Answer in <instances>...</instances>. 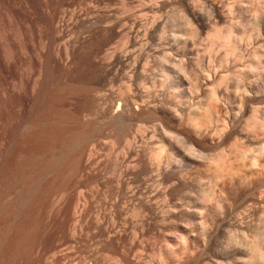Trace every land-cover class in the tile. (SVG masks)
<instances>
[{
	"label": "rangeland",
	"instance_id": "obj_1",
	"mask_svg": "<svg viewBox=\"0 0 264 264\" xmlns=\"http://www.w3.org/2000/svg\"><path fill=\"white\" fill-rule=\"evenodd\" d=\"M24 1L0 0V26L5 28L4 35L2 34L3 39L0 38V264H148L149 262V264H248V262L255 264L259 262L250 261L253 256L242 248L248 242V238L249 241L252 240L250 236H255V232L256 235H260L258 240L263 245L264 225L262 227V223L259 222L262 228L256 226L258 220L263 221L260 213L240 216L234 213L232 217L230 215L233 213H225L227 216L222 217H226L225 220L229 218L231 221L237 218L246 222L249 219L248 222L250 221L251 227L254 228L246 230V235L235 232L241 248L239 245V248L234 249L235 251L232 250L233 252H221V250L213 252V249H206L205 255L203 251L195 254V243L191 245L194 251H183L180 239L170 234L168 226L162 223V213L159 209L164 200L162 195L164 185L162 176L159 175L164 166L162 164L165 163V152L162 150L164 145H161L164 144L165 135L162 137L164 126L158 112L163 99L162 80H164L162 79L164 72H162L161 45L164 43L165 36L170 34L168 31L165 32L164 23L170 16H177L175 21L181 23L182 18L179 16L180 20L178 15L179 11H185V5H178V2L172 0V2L169 1L171 3L165 0H139L140 2L138 0H52V10H48L45 3H51V1L36 0L41 14L35 15L22 7ZM70 1L72 5L67 10H77L78 15H82H80L82 21H75V19L69 21L66 18H63L64 21H59L57 18V15L59 16L60 12L67 7L65 4ZM187 1L194 4V12L198 21L201 22L194 19V28H197L194 29L196 32H194V39L188 38L184 34V29L180 28L177 31L178 27L173 28L172 33L179 34L178 38L182 34L179 39L186 43V48L194 46L196 50L194 52L198 55L199 52L202 53L199 59L201 57L204 59L198 61L203 66L199 64L194 66L195 73L187 69L192 80L200 76L197 87L200 90L197 89L198 92L195 90L197 93L193 94L194 102L208 103L206 101L210 91L207 90L211 87L206 88V85H202L205 75L207 77L209 74L230 73L225 84L220 85V102H210L209 98V103L218 105L217 111L222 113V117L227 121L226 124H229L228 127L231 126L229 117L237 116L236 124H238L249 116L253 107L258 109V114L262 117L264 115V71L249 72L252 84L250 83L251 88L248 91L251 94L248 93L247 96L243 93L248 89L247 83L239 81L237 74H240V70L248 72V67L253 61V52L259 50L258 52L261 51L264 55V30L259 32L257 29L259 25H261L260 29L261 27L264 29V16H262L264 0ZM13 5L20 12L17 41L14 36L15 23L8 16ZM216 10L219 11V15ZM151 15H157V19ZM92 16L98 21L94 22L96 26L92 22L93 18L92 20L90 18ZM83 19L88 24L91 23V26H88L86 22L83 23ZM151 19L155 22H151ZM47 23L50 26H47ZM202 23L207 27L201 28ZM230 30L236 36L235 42L240 43H236V54L232 51V45L230 47L228 44H222L210 36L215 31H222L219 32L220 35L226 36L228 32H231ZM129 41H135L134 48L130 49L136 48V52L132 50V55L136 53L138 57L135 54L133 57L135 59L131 57L130 60L125 61L121 57L119 62L115 59V54H124ZM190 47L188 49H191ZM141 48L145 52L140 51L143 50ZM204 51L209 52V55H204L206 53ZM224 54L228 57H226L227 63L224 62L222 66L218 59ZM263 61L264 58L261 60V65L264 66ZM133 62H137L138 65H134ZM231 87L235 89L232 90ZM148 88L152 91L148 92ZM154 129L157 132H154ZM256 132H251L254 146L264 141L263 133ZM230 142L231 140L225 141V150L229 149ZM153 146L162 147V149L158 148L159 160L149 165L151 164L149 153L154 151ZM157 148L155 151H158ZM219 149L222 152L221 146H206L203 150L204 160L210 159L212 151V156L219 155L221 153ZM218 152L220 153L217 154ZM232 158L233 156L230 159ZM158 164L162 166L159 167L160 170L157 168ZM200 167L195 169L197 171L191 169L187 173L188 183L186 182L185 186L172 190V195L174 194L173 196L179 202L178 205L181 206H178L180 212L171 217L172 223L175 221L176 224L190 226V229L192 228V224H188L192 220L190 214L195 215L194 209L198 206L196 200L200 197L201 188L210 189V184H213L212 180H214L211 177L214 176L212 172H204ZM218 185L220 186L219 183ZM129 188L133 190L129 191ZM148 199H151V202ZM147 200L155 204V207L158 206L157 209L146 206ZM213 202L214 200L211 201L212 206L210 202L207 206L210 207L209 212L208 210L205 212L208 217L212 213L211 209H214ZM134 209L138 210V218L133 216ZM128 222L130 225L127 224ZM172 223H169L170 226L175 225ZM253 223H256L255 226ZM126 224L129 227H126ZM255 227L262 234L258 233ZM133 229L139 232L136 234L138 237L133 234ZM212 232L215 235L211 245H214V242L223 244L222 231L213 230ZM170 244L174 247L172 248ZM175 254L178 255L175 256ZM237 256L242 259L239 261L240 257ZM249 256L251 259H248Z\"/></svg>",
	"mask_w": 264,
	"mask_h": 264
},
{
	"label": "bare ground",
	"instance_id": "obj_2",
	"mask_svg": "<svg viewBox=\"0 0 264 264\" xmlns=\"http://www.w3.org/2000/svg\"><path fill=\"white\" fill-rule=\"evenodd\" d=\"M45 1V0H44ZM51 1V3H45L46 4V7L48 10H52L51 8V4H52V0H49ZM139 1V0H138ZM143 1V0H142ZM171 0H165V2H168V3H171L172 1L173 2H178V5L179 4H184L185 7V11H179V15L178 17L180 16L182 18V21L181 23H178L179 21H175V17L173 16H170L168 18V21L165 22L164 27L166 29L165 32L168 31V33L170 32L169 35H166L165 39H164V43L161 45V50H162V68H163V71L164 72V80H162L163 82V86H162V93H163V99H162V103L160 102V106H159V114L162 118L161 122H163V130L164 133L162 135V137L165 135V137L163 139V142L164 144L162 143L161 145L163 147H158L160 149H162L164 152H165V163H163L162 165L163 168H159L161 165L158 164V167L159 170L161 169V175L159 176H162V184L164 185V188H163V194L164 195V200H163V204L161 206V204H159V206H161V209L160 212L162 213V223L163 225L166 224V226H168L169 228V232L170 234H173V235H176L178 237V239H180V243H181V246H182V249L183 251H187V252H192L194 251V249L192 248V244L194 245L195 243V254L200 252V251H203L206 250V249H213V252H215L216 250H221V252H233L235 251L234 249H236L240 243H239V238L237 237L236 235V231L239 233H242V235H246V230H249L251 229V225L252 223L250 224L248 222V220H246V222L241 221V220H231L229 221V218H227V220H225L223 217V215H226L227 213H233L232 215H230L231 217L234 215V213L237 215V216H240V215H247V214H250V213H260L262 214V220H258V224L256 226H259L260 223H262V227L264 225V141H262L261 143L256 144L258 146H254L253 145V138H251V132H256V133H263V136H264V115H259L257 111L258 109H253L250 110V113H249V116L246 117L245 119H242V121L238 124H236V118L237 116H233V117H229V121L231 122V126H229V124L227 125V121H225V119L222 117V113L220 114L217 109H218V105L216 106L215 104H213L214 102H220L219 100V88H220V85H224L225 82L227 81V79H229L230 77V73L227 75H224V74H221V75H217V74H214V75H205V78L204 80H202V85H206L208 87H211V88H208V102L207 104H204L205 102L200 103H195L193 99L194 97V93L196 92L195 90H197L198 88V82L200 81V76L198 78V76L194 77V80H192L190 78V72L188 71H192L194 72V66L198 65V61H201V60H204L202 59H199L200 58V53L199 51V55L197 52H194L196 51L195 50V47L193 46L191 49H188L189 47L186 48V43L185 42H181V40L179 39L181 37V35L179 36L178 38V35L175 33H172L173 31V28H176L177 31L181 29H184V34L187 35L188 38H191V39H194V32L195 30L194 29H197V28H194V19H197L198 21V18H197V15L195 14L194 12V4H190L188 1L186 2V0H172L171 2H169ZM191 1V0H190ZM225 1V0H223ZM72 1L70 2H67L65 4V6H67L66 8H64V10H62L60 12V15L58 16L57 15V18L59 19V21L63 20V18H66L68 19L69 21L70 20H73L75 19V21H79L82 19V15H78V12L76 11H72L71 10H67V8L71 7ZM74 2V1H73ZM140 2V1H139ZM146 2V1H145ZM218 2V1H217ZM71 3V4H70ZM89 3V2H88ZM206 3V2H205ZM223 3V2H222ZM167 4V3H166ZM197 4V3H196ZM207 4V3H206ZM93 5V4H92ZM160 6V4H157ZM156 5V7H157ZM165 5V4H164ZM215 5V4H214ZM217 5V3H216ZM222 5V4H221ZM8 6V5H7ZM15 5L11 6V11H10V15H8L10 17V19L12 20V22L15 23V28H14V36H15V40L17 41L18 39V21L20 19V12L16 9V6L14 8ZM21 6V5H20ZM148 6V5H147ZM152 6V5H151ZM231 6V5H230ZM22 7L26 8L27 10H30L29 12H31L32 14H35V15H38V14H41V11L38 7V3L36 0H25ZM155 7V8H156ZM182 7V6H181ZM208 7V6H206ZM221 7V6H220ZM76 8V7H75ZM178 8V7H177ZM183 8V7H182ZM181 8V9H182ZM196 8V7H195ZM226 8V7H225ZM19 9V8H18ZM87 9V7H86ZM148 9V8H147ZM180 9V10H181ZM209 9V8H208ZM95 10V9H94ZM126 10V8H125ZM140 10V9H139ZM175 9H173L174 11ZM215 10V9H214ZM227 10V8H226ZM262 10V9H261ZM8 11V10H7ZM26 11V10H25ZM168 11V10H167ZM170 11V10H169ZM178 11V10H177ZM199 11V10H198ZM219 15V11L216 10ZM9 12V11H8ZM90 12V11H89ZM134 12V11H133ZM158 12V11H157ZM201 12V11H200ZM263 12V11H262ZM46 13V12H45ZM143 13V12H142ZM153 13V12H152ZM177 13V12H176ZM175 13V14H176ZM216 13V12H214ZM234 13V12H233ZM261 13V12H260ZM258 13V14H260ZM220 14H225V13H222L220 12ZM230 14V13H229ZM264 14V13H263ZM96 15V14H95ZM125 15V14H124ZM140 15V14H139ZM142 15V14H141ZM140 15V16H141ZM144 15H147V14H144ZM233 15V14H232ZM46 16V15H45ZM94 16V15H93ZM90 17L92 22H96L97 19H94V17ZM123 16V14H122ZM121 16V17H122ZM127 16V15H126ZM129 16V14H128ZM137 16V15H135ZM153 16V15H151ZM157 16V15H156ZM156 16H153L154 18H156ZM264 16V15H262ZM119 18H121L120 16H118ZM125 17V16H124ZM179 17V19H180ZM202 17V16H201ZM261 17V16H260ZM89 18V19H90ZM96 18V17H95ZM134 18V17H133ZM141 18V17H140ZM153 18V19H154ZM163 18V17H162ZM200 18V17H199ZM227 18V17H226ZM263 18V17H262ZM65 19V20H66ZM89 19L87 21H89ZM136 19V18H135ZM143 19V18H142ZM157 19V18H156ZM161 19V18H160ZM177 19V18H176ZM214 19V18H213ZM229 19V18H228ZM264 19V18H263ZM67 20V22H68ZM90 20V22H91ZM96 20V21H95ZM120 20V19H119ZM123 20V19H122ZM155 20V19H154ZM151 19V22L154 21ZM167 20V19H166ZM181 20V19H180ZM201 20V19H199ZM230 20V19H229ZM64 21V20H63ZM82 21V20H81ZM84 21V19H83ZM204 21V20H203ZM228 21V20H227ZM260 21V20H259ZM262 21V20H261ZM80 22V21H79ZM86 21H84L83 23H85ZM89 22V23H90ZM98 22V21H97ZM136 22V21H135ZM155 22V21H154ZM158 22H159V19H158ZM199 22V21H198ZM218 22V21H217ZM232 22V20H231ZM13 23V25H14ZM116 23V22H115ZM118 23V22H117ZM127 23V22H126ZM149 23V22H148ZM147 23V24H148ZM157 23V22H156ZM201 23V22H199ZM261 23V22H259ZM263 23V21H262ZM1 24V23H0ZM3 24V23H2ZM60 24V23H58ZM69 24V23H68ZM75 24V23H74ZM79 24V23H78ZM86 24L89 26L90 24H88L86 22ZM95 26L97 25L96 23H94ZM92 24V25H94ZM151 25H153L152 23H150ZM204 24L206 25V22H204ZM203 23L201 25V28H205L207 26H205ZM213 24V23H212ZM232 24V23H231ZM47 26H50L49 23L46 24ZM126 25V24H125ZM63 26V25H62ZM71 26H74V25H71ZM76 26V24H75ZM74 26V27H75ZM91 26V25H90ZM124 26V25H122ZM121 26V28H122ZM127 26V25H126ZM154 26V25H153ZM200 26V25H199ZM205 26V27H204ZM261 25L258 26V31L261 32L263 31V27H261V29L259 28ZM263 26V25H262ZM78 27V26H77ZM83 27V26H82ZM152 27V26H151ZM213 27V25H212ZM133 28V27H132ZM150 28V27H149ZM229 28V27H228ZM233 28V27H232ZM5 29V28H4ZM4 29L0 26V38L3 39V32H4ZM57 29V28H56ZM134 29V28H133ZM143 29V28H142ZM147 29V28H146ZM145 29V31H146ZM165 29H162V30H165ZM179 29V30H178ZM216 29V28H215ZM218 29V28H217ZM216 29V30H217ZM12 30V28H11ZM214 30V29H213ZM220 30V29H219ZM255 30V28H254ZM120 31V30H119ZM141 31V30H140ZM139 31V32H140ZM176 31V30H175ZM231 32H228L226 36H222L220 35L219 32H222V31H218L215 33H211L210 36L212 37V39L214 38V40L216 41H219L220 43L222 44H228L229 46L232 45V51L235 52L236 54V51H235V46H236V43H239V42H235L237 39H236V36H234L233 34V31L230 30ZM240 31V29H239ZM257 31V30H256ZM13 32V31H12ZM132 32V31H131ZM162 32V31H161ZM201 32V31H200ZM199 32V33H200ZM212 32V31H211ZM224 32V31H223ZM255 32V31H253ZM259 32L257 33L258 36L260 35ZM60 33V31H59ZM126 33V32H125ZM145 33V32H144ZM148 33V32H147ZM172 33V34H171ZM178 33V32H177ZM180 33V32H179ZM196 33V32H195ZM198 33V32H197ZM209 33V32H208ZM3 34V35H2ZM61 34V33H60ZM129 34V32H128ZM159 34V33H158ZM162 34V33H161ZM167 34V33H166ZM201 34V33H200ZM222 34V33H221ZM249 34V33H248ZM251 34V33H250ZM249 34V35H250ZM12 35V34H11ZM41 35V34H40ZM126 35V34H125ZM142 35V34H140ZM144 35V34H143ZM198 35V34H197ZM132 35H130L131 37ZM136 36V35H135ZM161 36V35H160ZM209 37V35H207ZM257 36V37H258ZM61 37V36H60ZM123 37V36H122ZM134 37V36H132ZM210 37V38H211ZM243 37V36H242ZM256 37V38H257ZM263 37V36H262ZM140 38V37H139ZM145 38V37H144ZM160 38V37H158ZM164 38V37H163ZM162 38V39H163ZM1 39V40H2ZM69 39V38H68ZM67 39V40H68ZM129 39H133V38H129ZM135 39V37H134ZM161 39V40H162ZM212 39H211V42H212ZM6 40V39H5ZM136 40V39H135ZM246 40V39H245ZM258 40V39H257ZM138 41V40H137ZM136 41V42H137ZM143 41V40H142ZM209 41V40H208ZM215 41V42H216ZM232 41H234L235 43H233ZM127 42V41H126ZM135 41H129V44L127 46V49L124 50V54L123 53H119V54H115V59H117L119 62L120 60L123 58L125 60L129 59L132 57L135 56L132 55L133 54V51L135 50V52L137 51V49L135 48L133 51L130 49L134 46V43ZM148 42V41H147ZM160 42V41H159ZM158 42V43H159ZM195 42V41H194ZM193 42V43H194ZM3 43V42H2ZM63 43V42H61ZM67 43V42H66ZM145 43V42H144ZM192 43V44H193ZM214 43V42H213ZM6 44V43H5ZM138 44V43H136ZM143 44V43H142ZM212 45V43H210ZM217 45V43H215ZM240 44V43H239ZM46 45V44H45ZM150 45V44H148ZM214 45V44H213ZM137 46V45H135ZM142 47V45H140ZM228 46V47H229ZM261 46V45H260ZM264 46V45H263ZM11 47V46H10ZM126 47V46H125ZM139 47V46H138ZM211 47V46H210ZM209 47V48H210ZM215 47V46H214ZM231 47V46H230ZM229 47V48H230ZM114 48V47H113ZM118 48V47H117ZM134 48V47H133ZM147 48V46H146ZM158 48V47H157ZM216 48V47H215ZM237 48H240V47H237ZM248 48V47H246ZM66 49V48H65ZM140 49V48H139ZM143 49V48H141ZM156 49V48H155ZM159 49V48H158ZM197 49V48H196ZM206 49V48H204ZM204 49H201V50H204ZM212 49V48H211ZM214 49V48H213ZM222 49V48H221ZM259 49V48H258ZM46 50V49H44ZM118 50V49H117ZM144 50V49H143ZM140 50L142 52H145V50ZM151 50V49H150ZM209 50V49H208ZM231 50V48H230ZM9 51V50H8ZM12 51V50H11ZM153 51V50H152ZM231 51V52H232ZM256 51V50H255ZM259 51V50H258ZM253 52L252 53V58H253V61L252 63L249 65L248 67V72H244L242 70H240V74H237V77L239 79V81L241 82H245L247 83V86L248 89H246L245 91H243V93L247 96V94L249 93L248 91H250V88H251V84L252 82H250V77H249V72L252 71V72H256L255 70L257 71H264V66L261 65V60L264 58V55L263 53H260L259 52ZM112 52V51H111ZM117 52V51H116ZM149 52V51H148ZM206 52V51H204ZM231 52H229L231 54ZM12 54V52H10ZM29 53V52H28ZM140 53V52H139ZM138 53V55H139ZM209 52H206L204 55L208 54ZM233 53V52H232ZM15 52H13V56ZM109 54V53H108ZM153 54V53H152ZM141 55V53H140ZM149 55V54H148ZM209 55V54H208ZM219 55V54H218ZM240 55V54H239ZM137 56V54H136ZM243 56V54L241 55V57ZM122 57V58H121ZM138 57V56H137ZM136 57V59H137ZM161 57V56H160ZM205 57V56H204ZM218 57V56H216ZM226 57H228V55H225L224 56H221L219 57V62H220V65L223 66V63L226 62ZM241 57H239V59L241 60ZM11 58V57H10ZM207 58V57H206ZM135 59V58H133ZM132 59V60H133ZM147 59V58H146ZM151 59V58H149ZM199 59V60H198ZM15 60V59H14ZM114 60V59H113ZM213 60V58H212ZM13 61V60H12ZM134 61V60H133ZM137 61V60H135ZM209 61H211L209 59ZM208 61V62H209ZM229 61V60H227ZM249 61V60H248ZM110 62V61H109ZM116 62V61H115ZM129 62V61H127ZM139 62V61H138ZM156 62V61H155ZM11 63V62H10ZM9 63V64H10ZM124 63V62H123ZM122 63V64H123ZM126 63V62H125ZM134 65L137 64V62H133ZM153 63V62H152ZM227 63V62H226ZM234 63V62H233ZM242 63V62H241ZM264 63V61H263ZM118 64V63H117ZM128 64V63H127ZM131 64V63H129ZM128 64V65H129ZM146 64V63H145ZM149 64V63H148ZM238 64V63H237ZM121 65V64H120ZM125 65V64H123ZM133 65V66H134ZM138 65V64H137ZM136 65V66H137ZM160 65V64H159ZM158 65V66H159ZM200 65V64H199ZM202 65V64H201ZM200 65V66H201ZM230 65V64H229ZM10 66V65H9ZM147 66V65H146ZM151 66V65H150ZM203 66V65H202ZM220 66V67H222ZM227 66V65H226ZM233 66V65H232ZM121 67V66H119ZM148 67V66H147ZM219 67V68H220ZM112 68V67H111ZM134 68V67H133ZM143 68V67H142ZM146 68V67H145ZM149 68V67H148ZM226 68V67H225ZM239 68V67H238ZM131 69V68H130ZM147 69V68H146ZM145 69V70H146ZM188 69V71H187ZM201 69V68H200ZM209 69V68H208ZM134 70V69H133ZM162 70V69H161ZM197 72H198V69H196ZM202 70V69H201ZM239 70V69H238ZM160 71V70H159ZM226 71V70H225ZM136 72V71H135ZM142 72V71H141ZM144 72V71H143ZM142 72V73H143ZM147 72V71H145ZM154 72V71H153ZM191 72V73H192ZM200 72V70H199ZM202 72V71H201ZM204 72V71H203ZM231 72V71H230ZM117 73V72H116ZM195 73V72H194ZM237 73V72H236ZM239 73V72H238ZM127 74V73H126ZM149 74V73H148ZM189 74V75H188ZM134 75V74H132ZM159 75V74H158ZM198 75V74H197ZM204 75V74H202ZM201 75V76H202ZM233 75V74H232ZM131 76V74H130ZM141 77V75H139ZM235 76V75H234ZM145 77V76H144ZM162 77V76H161ZM122 79V78H121ZM142 79V78H141ZM154 79V78H152ZM158 79V78H157ZM161 79V78H160ZM37 80V79H36ZM144 80V79H143ZM199 80V81H198ZM231 80V79H230ZM154 81V80H153ZM229 81V80H228ZM128 82V81H126ZM132 82V81H131ZM150 82V81H149ZM158 82V81H157ZM156 83V82H155ZM154 83V84H155ZM251 83V84H250ZM36 84V83H35ZM125 84V83H124ZM123 84V86H124ZM129 84V83H128ZM162 84V83H161ZM228 84V83H227ZM255 84V83H254ZM18 85V84H17ZM120 85V84H119ZM127 85V83H126ZM130 85V84H129ZM143 85V84H142ZM158 85V84H156ZM244 85V83H243ZM261 85V84H260ZM113 86V85H112ZM131 86V85H130ZM234 86V85H233ZM255 86V85H254ZM259 86V85H258ZM16 87V86H15ZM146 87V86H145ZM156 87V86H155ZM154 87V89H155ZM158 87V86H157ZM201 87V86H200ZM253 87V86H252ZM261 87V86H260ZM126 88H128L126 86ZM222 88V87H221ZM227 88H228V85H227ZM245 88V87H244ZM259 88V87H258ZM257 88V89H258ZM112 89V88H111ZM133 89V88H132ZM202 89V88H201ZM229 89V88H228ZM232 89V87H231ZM235 89V87L233 88ZM232 89V90H233ZM239 89V88H237ZM260 89V88H259ZM121 90V88H120ZM144 92H145V89H143ZM161 90V89H160ZM200 90V88L198 89ZM197 90V92H198ZM221 90V89H220ZM264 90V89H263ZM115 91V90H114ZM129 91V90H128ZM131 91V90H130ZM152 90H150V88H148V92H150ZM227 91V90H225ZM231 91V90H230ZM236 91V90H235ZM107 92V91H106ZM126 92V91H125ZM158 92V91H157ZM196 92V93H197ZM229 92V90H228ZM237 92V91H236ZM261 92V91H260ZM259 92V93H260ZM116 93V92H115ZM122 93V92H121ZM232 93V92H231ZM258 92H256L257 94ZM21 94V93H20ZM96 94V93H95ZM119 94V93H118ZM126 94V93H124ZM158 94V93H156ZM228 94V93H226ZM235 94V93H234ZM251 94V93H249ZM262 94H263V91H262ZM116 95V94H115ZM132 95V93L130 94ZM128 95V96H130ZM153 95V94H152ZM159 95V94H158ZM229 95V94H228ZM236 95V94H235ZM264 95V94H263ZM117 96V95H116ZM121 96V95H120ZM123 96V95H122ZM126 96V95H125ZM151 96V95H150ZM259 96V95H258ZM143 97V96H142ZM158 97V96H156ZM199 97V95L197 96ZM223 97V96H222ZM221 97V98H222ZM249 97V96H248ZM247 97V98H248ZM123 98L125 99V97L123 96ZM209 98L211 99L210 102H213V103H209ZM231 98V97H230ZM134 99V98H133ZM161 99V98H160ZM228 99V98H227ZM241 99V98H240ZM252 99V98H251ZM250 99V100H251ZM259 99V98H258ZM138 100V99H137ZM150 100V99H149ZM201 100V99H200ZM223 100V99H222ZM21 101V100H20ZM135 101V100H134ZM205 101V100H204ZM233 101V100H232ZM121 102V100H120ZM127 102V100H126ZM138 102V101H137ZM202 102V101H201ZM229 102V101H228ZM231 102V101H230ZM251 102V101H250ZM114 103V102H113ZM135 103V102H134ZM144 103V102H143ZM152 103V102H151ZM116 104V103H114ZM113 104V105H114ZM136 104V103H135ZM138 104V103H137ZM126 105V104H125ZM129 105V103H128ZM140 105V103H139ZM145 106V104H142ZM153 105V104H152ZM221 105V104H220ZM226 105V104H225ZM224 105V106H225ZM254 105V104H253ZM137 106V105H136ZM143 106V107H144ZM155 106V105H153ZM244 106V104L242 105ZM118 107V106H117ZM217 107V108H216ZM226 107V106H225ZM248 107V106H247ZM138 108V107H137ZM158 108V107H157ZM238 108V107H237ZM134 109V108H133ZM148 109V108H147ZM156 109V108H155ZM241 109V108H240ZM245 109V107H244ZM103 110V109H102ZM129 110V109H128ZM135 110V109H134ZM234 110V108H233ZM242 110V109H241ZM114 111V109H113ZM120 111V110H119ZM156 111V110H154ZM223 111V110H222ZM229 111V110H228ZM243 111V110H242ZM246 111V110H245ZM125 112V111H124ZM123 112V113H124ZM127 112V111H126ZM114 113V112H113ZM116 113V112H115ZM244 113V112H243ZM117 114V113H116ZM125 114V113H124ZM128 114V113H127ZM227 114V113H226ZM242 114V113H241ZM122 115V114H121ZM120 115V116H121ZM237 115V114H236ZM127 117V116H126ZM227 117V116H226ZM121 118V117H120ZM239 118V117H238ZM118 119V118H117ZM123 119V118H122ZM149 119V118H148ZM241 120V118H240ZM239 122V121H238ZM145 124V123H144ZM143 124V126H144ZM135 125V124H134ZM146 125V124H145ZM141 126V125H139ZM161 126V125H160ZM33 128V127H32ZM141 128V127H140ZM144 128V127H143ZM146 129H147V125H146ZM158 129V128H157ZM148 131V129H147ZM150 131V130H149ZM146 132V131H145ZM151 132V131H150ZM154 132H157L155 129H154ZM159 132V131H158ZM161 132V130H160ZM138 133V132H137ZM135 133V134H137ZM144 133V131H143ZM140 135V134H139ZM155 135V134H154ZM258 135V134H257ZM260 135V134H259ZM141 136V135H140ZM144 136V135H143ZM148 136V135H147ZM146 136V137H147ZM137 137V135H136ZM156 137V136H155ZM258 137V136H257ZM143 138V137H141ZM262 138V136H261ZM260 138V139H261ZM130 139V138H129ZM153 139V138H152ZM264 140V137L262 138ZM261 139V140H262ZM154 140V139H153ZM226 140H231V142L229 143V149L228 150H225L224 148V143ZM255 140V139H254ZM131 141V139H130ZM134 141V140H133ZM136 141V140H135ZM138 141V140H137ZM151 141V139H150ZM150 141H148L150 143ZM157 141V140H156ZM146 142H147V138H146ZM153 142V141H151ZM127 143H131V142H127ZM142 143V142H141ZM120 144V143H119ZM135 144V143H134ZM137 144V143H136ZM151 144V143H150ZM154 146L155 144L152 143ZM127 145V144H126ZM130 145V144H129ZM143 145V144H142ZM149 145V144H148ZM147 145V146H148ZM208 145H214V146H221V149H222V152L221 150L219 149V151L221 152H218L217 154L219 155H216V156H212L213 154V151H212V154L210 156V159L208 161L204 160L205 159V152L203 151L205 149L206 146ZM151 146V145H150ZM149 146V147H150ZM153 146V147H154ZM160 146V145H159ZM152 147V148H153ZM226 147V146H225ZM151 148V149H152ZM155 148L154 147V151H155ZM157 148V149H158ZM208 148V147H207ZM145 149V148H144ZM209 149V148H208ZM227 149V148H226ZM132 150V149H131ZM160 150V151H162ZM152 152L150 150V152L152 153H149L150 155V163L149 165H152V163L154 161H157L158 159V155H160V152H159V149L158 151H155V152ZM224 151V152H223ZM159 152V154H158ZM204 152V153H203ZM130 153V152H129ZM139 154V153H138ZM161 154H163L161 152ZM140 156V155H138ZM137 156V157H138ZM163 156V155H162ZM233 156L232 159H230L231 157ZM139 158V157H138ZM161 158V157H159ZM133 159V157H132ZM162 159V158H161ZM134 160V159H133ZM159 160V159H158ZM135 161V160H134ZM162 161V160H161ZM158 163V162H157ZM154 164V163H153ZM156 165V164H155ZM131 166V165H129ZM135 166V164L133 165ZM139 166V165H137ZM198 166H201L203 171L205 172H212L214 174V176H211L212 178H214V180H212V183L213 184H209L211 185V188L208 190H206L205 188H201L202 191L200 194V197L198 198L197 196H195V198L197 197V200H196V205L199 206H195V215H191V219L190 220V223H188L189 225L192 224V228L190 229L189 227L190 226H185V225H182V224H179V223H172V220H171V217H174L176 214H178L180 212V209L178 210V205L179 202L177 201V199L172 195V190L173 189H180L182 188L183 186H185L184 184L188 181H187V173L189 171H194L195 169H198ZM152 167V166H151ZM162 167V166H161ZM200 167V168H201ZM141 168V166H140ZM139 168V169H140ZM155 168V167H154ZM130 169V168H129ZM137 169V168H136ZM138 169V170H139ZM194 169V170H193ZM149 170V169H148ZM155 170V169H154ZM197 171V170H195ZM136 172V170L134 171ZM147 172V171H146ZM149 172V171H148ZM147 172V173H148ZM155 172V171H154ZM157 172L159 173V171L157 170ZM53 174V173H52ZM157 174V173H156ZM156 174H154L156 176ZM199 176V175H198ZM151 177V175H150ZM157 177V176H156ZM209 179V178H208ZM121 180V179H120ZM119 180V181H120ZM160 180V179H159ZM204 180V179H203ZM211 181V179H209ZM199 182H204V181H199ZM198 182V183H199ZM206 182H208L206 180ZM205 182V183H206ZM191 183V182H190ZM218 183L220 184V186L218 185ZM120 184V183H119ZM204 184V183H203ZM122 185V184H121ZM129 185V184H128ZM152 185V184H151ZM158 185V184H156ZM161 185V184H159ZM200 185V184H199ZM206 185V184H205ZM219 187H218V186ZM150 186V185H149ZM148 186V187H149ZM154 186V185H153ZM162 186V185H161ZM201 186V185H200ZM207 186V185H206ZM128 187V186H127ZM132 187V186H131ZM147 187V188H148ZM163 187V186H162ZM161 187V188H162ZM209 187V186H208ZM146 188V189H147ZM200 188V187H199ZM151 189V188H150ZM184 189V188H183ZM182 189V190H183ZM131 190H133L131 188ZM130 188H129V191H131ZM154 190V188H153ZM157 190V188H156ZM159 190V189H158ZM137 191V190H136ZM161 191V190H160ZM176 191V190H175ZM181 191V190H180ZM120 192V191H119ZM158 192V191H157ZM257 192V193H256ZM135 193V192H134ZM133 193V196L135 195ZM256 193V194H255ZM117 194V193H116ZM153 194V193H152ZM157 194V193H156ZM155 194V195H156ZM194 194V193H193ZM132 195V194H131ZM183 195V194H182ZM190 195V193H189ZM132 196V197H133ZM149 196V195H148ZM194 198V199H195ZM134 199V198H133ZM150 200L151 202V199H148ZM147 200V201H148ZM161 200V199H160ZM214 200V211L211 209V212L209 214V217L205 215V212L208 210H210V207H207L209 206V202L211 203V201ZM180 201V200H179ZM216 201V202H215ZM157 202V201H156ZM183 202V201H182ZM155 203V202H154ZM181 204V203H180ZM135 205V204H134ZM144 205V204H143ZM145 205L149 206V207H152L153 209H155V204H151L148 202L145 203ZM118 206V205H117ZM128 206V204H127ZM211 206H212V203H211ZM125 207V206H124ZM155 207V208H154ZM181 207V206H180ZM127 208V207H126ZM124 208V209H126ZM192 208V207H191ZM123 209V210H124ZM138 209V208H137ZM157 209V208H156ZM184 209V208H183ZM133 210V209H132ZM135 211V212H134ZM134 213H133V216L134 217H137L139 216V213L136 211V209H134ZM141 211H143L141 209ZM155 211V210H154ZM158 211V210H157ZM156 211V213H157ZM179 211V212H178ZM182 211V210H181ZM187 211V210H186ZM190 211V210H189ZM204 211V212H203ZM140 212V211H139ZM159 212V211H158ZM127 213V212H126ZM190 213V212H189ZM226 213V214H225ZM116 214V213H115ZM132 214V213H131ZM141 214V212H140ZM207 214V213H206ZM257 214V215H258ZM8 215V214H7ZM141 216V215H140ZM181 216V215H180ZM227 216V215H226ZM250 216V215H249ZM259 216V215H258ZM114 217V216H113ZM178 217V216H177ZM244 217V216H243ZM127 218V217H126ZM138 218V217H137ZM141 218V217H140ZM261 218V217H260ZM115 219V218H114ZM173 219V218H172ZM231 219V218H230ZM240 219V218H239ZM245 219V218H244ZM259 219V218H258ZM128 220V219H127ZM126 220V221H127ZM135 220V219H134ZM133 220V221H134ZM251 220V219H250ZM137 221V220H136ZM144 220H142L143 222ZM254 221V220H253ZM113 222V220H112ZM255 222V221H254ZM260 222V223H259ZM114 223V222H113ZM162 223L160 224V226L162 225ZM169 223H172V224H175V225H171ZM127 224L130 225V223L128 222ZM126 224V227H129V225L127 226ZM254 224V223H253ZM256 224V223H255ZM254 224V226H255ZM136 225V224H135ZM134 225V226H135ZM109 227V226H108ZM115 227V226H114ZM121 227V226H120ZM137 227V226H136ZM143 227V226H142ZM145 227V225H144ZM260 227V226H259ZM260 227V228H262ZM138 228V227H137ZM189 228V229H188ZM254 228V227H253ZM252 228V230H253ZM256 228V227H255ZM108 229V228H107ZM106 229V230H107ZM113 229V228H112ZM111 229V230H112ZM116 229V228H115ZM119 229V228H118ZM147 229V228H146ZM264 229V228H263ZM135 230V229H133ZM133 234L136 235L137 234V230L133 231ZM145 230V229H144ZM143 230V231H144ZM162 230V229H161ZM215 231V232H219V231H222L221 232V236H223V244H216L214 242V245H211V240L212 238L214 237L213 235V232L212 231ZM262 230V229H261ZM142 231V230H141ZM255 231V230H254ZM256 231L258 232L259 229L256 228ZM263 231V230H262ZM117 232V231H116ZM250 232V231H249ZM248 232V233H249ZM121 233V232H120ZM139 233V232H138ZM145 233V232H144ZM254 233V232H253ZM258 233L262 234L261 231H259ZM124 234V233H122ZM217 234V233H216ZM257 233L255 232V236H257L256 238H254L255 236L251 237L250 236V239L252 238L251 241H249V238H248V242H246V244L244 245V247L242 249H244L246 252L248 251V254L250 253L253 257L249 258L248 259H251L250 261H259L261 264H264V242H263V245L262 243L259 242L258 240V236L260 235H256ZM213 235V236H212ZM175 236V237H176ZM116 237V236H115ZM135 237H138L137 235ZM134 238V237H133ZM140 238V237H139ZM244 238V237H243ZM119 239V238H118ZM177 239V238H176ZM242 239V238H241ZM246 239V238H245ZM244 239V241H245ZM261 239V238H260ZM241 241V240H240ZM135 242V241H134ZM136 243V242H135ZM213 244V243H212ZM169 245V244H168ZM171 245V244H170ZM242 245V246H243ZM172 247V245H171ZM170 247V248H171ZM174 247V246H173ZM172 247V248H173ZM169 248V247H167ZM178 248V247H177ZM215 248V249H214ZM217 248V249H216ZM239 248V247H238ZM240 248H241V245H240ZM176 249V248H175ZM174 249V250H175ZM181 249V248H180ZM167 250V249H166ZM215 250V251H214ZM233 250V251H232ZM240 250V249H239ZM170 251V250H169ZM168 252V251H167ZM166 252V253H167ZM174 252V251H173ZM206 252V251H205ZM205 252H204V255H205ZM237 253V252H236ZM163 254V253H162ZM161 254V256H162ZM193 254V253H192ZM208 254V253H207ZM224 254V253H223ZM245 254V253H244ZM249 254V255H250ZM166 255V254H165ZM178 255V254H177ZM175 254V256H177ZM183 255V254H182ZM186 255V253L184 254ZM221 255V254H220ZM228 255V254H227ZM248 256V255H247ZM238 257V256H237ZM236 257V259H237ZM240 257V256H239ZM238 257V258H239ZM98 258V257H97ZM116 258V257H115ZM136 258V256H135ZM173 258V257H172ZM203 258V257H202ZM245 258V257H244ZM240 259H242L241 257L239 258V261ZM246 259V258H245ZM254 259V260H253ZM120 260V259H119ZM134 260V259H133ZM214 260V259H213ZM140 261V260H139ZM247 261V260H246ZM121 262V261H119ZM167 262V261H166ZM216 262V260H215ZM244 262V260H243ZM242 262V263H243ZM248 262V261H247ZM259 262H256V263H259ZM86 263V262H85ZM138 263V261H137ZM141 263V262H140ZM150 263V262H149ZM148 263V264H149ZM230 263V262H229ZM255 263V264H256ZM120 264V263H119ZM124 264V263H123ZM162 264V263H161ZM222 264V263H220ZM224 264V263H223ZM249 264V262H248ZM252 264V263H251Z\"/></svg>",
	"mask_w": 264,
	"mask_h": 264
}]
</instances>
